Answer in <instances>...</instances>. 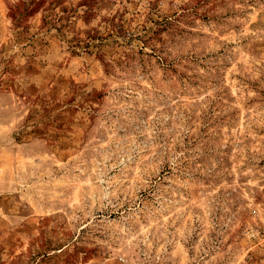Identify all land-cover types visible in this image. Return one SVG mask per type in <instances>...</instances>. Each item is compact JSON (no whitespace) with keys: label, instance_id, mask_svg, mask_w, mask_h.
<instances>
[{"label":"rangeland","instance_id":"1","mask_svg":"<svg viewBox=\"0 0 264 264\" xmlns=\"http://www.w3.org/2000/svg\"><path fill=\"white\" fill-rule=\"evenodd\" d=\"M0 264H264V0H0Z\"/></svg>","mask_w":264,"mask_h":264}]
</instances>
